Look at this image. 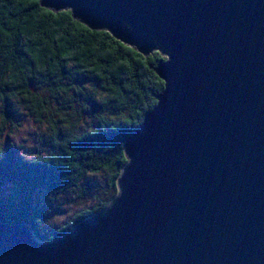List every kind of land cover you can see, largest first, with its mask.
<instances>
[{
    "label": "water",
    "instance_id": "95a60500",
    "mask_svg": "<svg viewBox=\"0 0 264 264\" xmlns=\"http://www.w3.org/2000/svg\"><path fill=\"white\" fill-rule=\"evenodd\" d=\"M163 81L117 192L52 239L0 222V264H264V0H40Z\"/></svg>",
    "mask_w": 264,
    "mask_h": 264
},
{
    "label": "trees",
    "instance_id": "16d2710c",
    "mask_svg": "<svg viewBox=\"0 0 264 264\" xmlns=\"http://www.w3.org/2000/svg\"><path fill=\"white\" fill-rule=\"evenodd\" d=\"M0 29V135L16 103L40 115L54 112L59 96L72 94L84 96L93 110L92 125L79 132L71 123L57 128L46 113L51 132L44 152L32 158L0 145V222L27 221L39 239L56 238L115 194L126 162L124 141L162 90L154 67L163 56H144L74 19L70 10L25 0H0ZM38 189L44 199H34ZM69 189L90 203L59 227L43 229L39 222L49 204Z\"/></svg>",
    "mask_w": 264,
    "mask_h": 264
},
{
    "label": "rangeland",
    "instance_id": "374dc122",
    "mask_svg": "<svg viewBox=\"0 0 264 264\" xmlns=\"http://www.w3.org/2000/svg\"><path fill=\"white\" fill-rule=\"evenodd\" d=\"M75 97H79L77 101ZM59 101H54V108L49 115L55 120L56 127H63L66 124H72L76 132L88 129L93 121V110L88 106L87 99L84 96H72V94L59 96ZM12 114V122L4 125L0 135V145L4 148L13 150L14 154H19L24 159L32 158L38 153L45 150L44 138L51 132L49 122L47 121L48 112L40 115L31 112L23 104L16 103ZM59 108V109H58ZM47 113V114H46ZM14 123V125H12ZM94 178H90L92 184ZM4 192H8V186L2 188ZM117 192V188L115 193ZM45 192L40 189L35 191L34 199L45 197ZM90 199H81L76 196V191L69 189L54 198L49 209L44 212L40 220L43 229L50 230L59 227L67 221L73 214L81 210L90 203Z\"/></svg>",
    "mask_w": 264,
    "mask_h": 264
},
{
    "label": "snow or ice",
    "instance_id": "6c2138e0",
    "mask_svg": "<svg viewBox=\"0 0 264 264\" xmlns=\"http://www.w3.org/2000/svg\"><path fill=\"white\" fill-rule=\"evenodd\" d=\"M25 2H31L33 4L39 3L40 0H25ZM0 31H2V29H0ZM5 35H7V33H4ZM162 59H166V57H161ZM159 79V77L157 78ZM161 83H163V81H161Z\"/></svg>",
    "mask_w": 264,
    "mask_h": 264
},
{
    "label": "bare ground",
    "instance_id": "6f19581e",
    "mask_svg": "<svg viewBox=\"0 0 264 264\" xmlns=\"http://www.w3.org/2000/svg\"><path fill=\"white\" fill-rule=\"evenodd\" d=\"M24 222H26V221H24Z\"/></svg>",
    "mask_w": 264,
    "mask_h": 264
}]
</instances>
